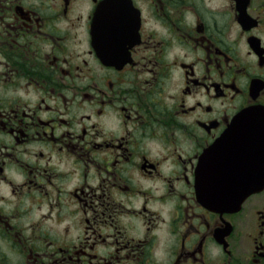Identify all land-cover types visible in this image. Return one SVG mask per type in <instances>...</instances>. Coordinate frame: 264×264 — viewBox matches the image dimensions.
Listing matches in <instances>:
<instances>
[{
    "label": "flooded vegetation",
    "instance_id": "af4514ba",
    "mask_svg": "<svg viewBox=\"0 0 264 264\" xmlns=\"http://www.w3.org/2000/svg\"><path fill=\"white\" fill-rule=\"evenodd\" d=\"M251 106L264 0H0V264H264L196 187Z\"/></svg>",
    "mask_w": 264,
    "mask_h": 264
},
{
    "label": "water",
    "instance_id": "95a60500",
    "mask_svg": "<svg viewBox=\"0 0 264 264\" xmlns=\"http://www.w3.org/2000/svg\"><path fill=\"white\" fill-rule=\"evenodd\" d=\"M197 195L211 208L239 206L264 187V106L238 113L202 155Z\"/></svg>",
    "mask_w": 264,
    "mask_h": 264
}]
</instances>
